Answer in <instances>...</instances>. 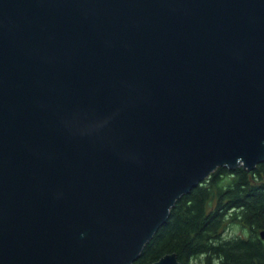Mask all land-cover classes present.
Instances as JSON below:
<instances>
[{"label":"water","instance_id":"1","mask_svg":"<svg viewBox=\"0 0 264 264\" xmlns=\"http://www.w3.org/2000/svg\"><path fill=\"white\" fill-rule=\"evenodd\" d=\"M262 161L264 0H0V264H135Z\"/></svg>","mask_w":264,"mask_h":264},{"label":"trees","instance_id":"2","mask_svg":"<svg viewBox=\"0 0 264 264\" xmlns=\"http://www.w3.org/2000/svg\"><path fill=\"white\" fill-rule=\"evenodd\" d=\"M168 220L135 264L177 251L185 264H264V161L220 166L177 198Z\"/></svg>","mask_w":264,"mask_h":264},{"label":"rangeland","instance_id":"3","mask_svg":"<svg viewBox=\"0 0 264 264\" xmlns=\"http://www.w3.org/2000/svg\"><path fill=\"white\" fill-rule=\"evenodd\" d=\"M200 259H196V258H194V259H192V262L191 263H193V264H200Z\"/></svg>","mask_w":264,"mask_h":264}]
</instances>
